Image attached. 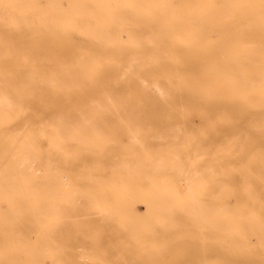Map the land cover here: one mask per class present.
<instances>
[{
    "label": "bare ground",
    "instance_id": "6f19581e",
    "mask_svg": "<svg viewBox=\"0 0 264 264\" xmlns=\"http://www.w3.org/2000/svg\"><path fill=\"white\" fill-rule=\"evenodd\" d=\"M125 2L133 7L139 4L144 5L146 20L139 21L131 14L132 12H123V0H0V118L21 117L20 120H22L23 117L29 116L36 119L34 123L37 125V130H32L34 127L24 129L20 141L10 142L12 145H9L10 148L12 147L15 152L18 151L20 155L18 163L30 164V161L38 155L35 151L36 138L38 135L45 137L49 133L46 123H41L47 116L49 118L69 115L82 118L208 119V123L194 121L188 124L202 128V137H199L198 141L212 139L214 146L204 154L189 155L187 165L174 166L172 163L162 162L160 155L162 151L156 154L144 144L140 147L138 155L131 154L123 159L122 156L125 154L122 151H116L117 146H109L108 138L102 131L96 130L90 137L78 135V129L81 126L93 128L103 124L114 128H129L135 125L134 122L100 124L70 122L68 125L75 130L66 148L69 150L90 148L102 151L104 153L101 157L106 160L110 159L111 155L120 156L121 160L114 163L112 171L105 176L111 180L125 181L127 186L122 187L120 197L129 196L132 189L131 183L136 185L140 183L141 178L143 182L146 179L148 195L143 198V201L147 202L150 212L161 211L163 214L161 217H155L153 221L164 219L165 225L168 224L167 227L181 226V233L193 228L191 221L196 222L199 229L213 227V221H210L207 216L210 207H202L199 200L195 198L193 187L196 183L201 184L199 192L207 193L215 188L213 193H218L220 197H226L234 192L243 193L249 200L244 207L227 208V201H223L218 202V208H213L212 213L220 218L226 214L237 217V222L224 221L229 227L218 225L216 229L227 227L226 231L244 234L247 230H251L246 228L249 219L254 218L258 220V223L264 221L262 190L255 185L251 186L264 184V0H226L225 18L221 16L223 19H217V23L220 22L222 25L223 32L217 38L207 35L211 29L206 27L205 30H201L197 27L198 21H203L204 14L213 3L212 1L179 0L177 4H174L172 0H164L166 12L158 11L155 0H126ZM123 31H128L129 43L136 46L140 56L129 58L130 60L126 61L127 66L125 64L126 68L124 66V69H121L119 65L126 46L120 41ZM145 31L146 34L149 31L148 36L143 35ZM78 33L81 35L78 36ZM198 38L199 40L202 38L203 44L208 47L205 53L198 52L200 51L196 41ZM193 40L196 41L193 43L194 46L190 45ZM261 46H263L262 49H260ZM145 53L152 57V68L145 65L148 61ZM110 76L124 82L120 89L106 82L111 78ZM140 78L153 81L149 83L156 86L154 88H157V94L150 93L149 88L144 84L145 81L138 84L133 82ZM158 81L166 83H158ZM49 121L47 120V124L50 123ZM30 122L29 124L33 125V121ZM53 124L63 125L64 123L53 122ZM151 124L154 123L149 125ZM177 128L174 130L178 131ZM137 132L138 129L135 130V133ZM3 141L0 137V147L6 148L2 145ZM52 142L55 146L59 144L56 138H52ZM172 148L173 145H168L163 149ZM210 152L213 159L212 170L206 169L205 166ZM186 153L188 154V151ZM69 156L70 159H74L76 154L72 152ZM4 159L9 161L10 156L6 155ZM88 159L90 160V157ZM51 160H53L52 156ZM51 160L49 159V162L52 164ZM44 162L45 157L42 164L45 167L47 164ZM51 164L50 169L55 163L52 166ZM83 164L85 166L81 164L82 169H87V163ZM123 165L126 166L125 170L121 168ZM56 166L53 168L55 169ZM21 168H19L20 172L29 173V170H23L24 168L21 170ZM50 169L48 171L51 174ZM63 169L60 170L63 171ZM29 176L33 175L29 174ZM83 176L88 177V175ZM235 181L243 182V185L235 188L228 186ZM214 182L221 185L211 186L210 184ZM87 184L86 182V185L82 186L86 189ZM17 187L19 189L21 186L17 185L15 188ZM32 188L35 189V186ZM43 188L45 192V187ZM16 189L13 191L17 192L18 189ZM20 189L24 190L22 187ZM38 192L42 193L41 190ZM171 194L178 200L170 201ZM254 200H258L257 205L260 208L258 212L256 207L251 205ZM8 207L10 211V206ZM47 207L50 206L47 204ZM97 208L113 211V214L115 209H118L112 202L101 203ZM28 209L31 210V206ZM20 211L22 213L24 210ZM12 212L13 209L11 214H14ZM31 212H28L30 216L35 214V209ZM42 213L43 210L39 215ZM241 215L245 218H239ZM37 217L38 215L34 216V220L29 222L36 221ZM3 222L6 223V221ZM3 225L5 226L4 223ZM29 225L32 224L27 223V227ZM8 226V231L5 227L7 234L10 233L11 228L9 223ZM12 226H14L13 229L16 228L15 223ZM148 226L151 227L152 224ZM257 227L260 229L262 225ZM41 230L43 234L46 233L44 229ZM4 233L6 234L5 231ZM10 236L8 237L12 241L21 238L19 236L17 239H12L11 233ZM0 237L4 238L1 234ZM46 237L48 238L47 235ZM253 238L251 236L249 240L254 244V248L264 251V242L253 240ZM90 239L91 242L94 241L91 237ZM8 241L10 244L11 241ZM224 248L234 259L244 258L245 262L241 264H264L263 260L262 262L260 259L247 257L250 245L238 247L227 245ZM6 249L8 252L4 251L5 255L9 253L10 248L6 247ZM47 249L45 247L44 250L48 252ZM168 249V246L156 248L160 253L164 252L162 261L165 260ZM89 250L92 251V248ZM22 251L24 252L23 247ZM144 254L146 255L147 252ZM180 255H182L181 252ZM137 264L147 263L141 261ZM231 264H238V262Z\"/></svg>",
    "mask_w": 264,
    "mask_h": 264
},
{
    "label": "rangeland",
    "instance_id": "374dc122",
    "mask_svg": "<svg viewBox=\"0 0 264 264\" xmlns=\"http://www.w3.org/2000/svg\"><path fill=\"white\" fill-rule=\"evenodd\" d=\"M125 1L126 0H123L122 3V9L124 10L123 12H132L131 14L134 15L135 18L139 21L146 20V8L144 5L139 4L133 7L125 4ZM172 1L174 4H177L179 0ZM208 1H212L213 3L209 5L206 13L204 14V23L202 20L198 21L197 27L201 30H205L206 27L209 30L211 29V31L207 33V35H211V37L217 38V36L223 32L221 27L222 25L220 24V22H218V25L217 19L225 18L224 16L226 13V0ZM155 2L159 12L167 11L164 0H155ZM208 24H210V26ZM127 32L123 31L121 33L120 39L121 43H124L126 45L123 49L124 56L121 59V63L119 65L121 69H124L125 64L127 66L126 61L130 60L129 58L140 56L138 49H136V46L129 43L130 36H127L129 35V33ZM148 32L146 34L145 31L143 35L148 36ZM79 35H81V33H78V36ZM196 41L198 44V49L200 50L198 52L205 53L208 47L203 44L202 38L200 40L198 38ZM196 41H191L190 45L194 46L193 43H196ZM262 48L263 46L260 47V49ZM146 53L144 55L146 59H148V61L145 65L146 67L152 68V57L150 56V54ZM143 81H145L144 84H146V86L149 88L150 93L156 95L158 91L157 88H154L156 86L154 84H151L153 83V81L140 78V80H134L133 82L135 84H138L143 83ZM150 81L151 83H149ZM106 82L117 89H120L124 83L121 79L113 77L106 80ZM158 83L166 82L158 81ZM160 100H162V98H160ZM27 117L29 116L23 117L24 119L22 118V120H20L21 117L11 119L0 118V137H2L4 140L2 145L6 146V148L4 146L0 147V201H2V203L0 202V210H2L0 211V214L3 212L0 218V220L2 221V223L0 224V230L2 229L0 231V234L1 236H4V238L0 237V239L3 238V243H1L2 240H0V264H66V262L67 264H137L141 261H146L147 264H231L233 262H238V264H241V262H245V259H234V257L231 256L229 252H226V249L224 247L227 245L238 247L239 245L245 244L251 246L250 251L248 252L249 254H246L247 257H253L256 260L260 259L261 261H264V251L255 249L254 244H252V241L249 240V238L252 236L255 238H253V240H262L264 242V221L258 223V220L254 218L249 219V223H246V228H249L251 230H247L244 234H242V236L241 234H237V232L234 233L226 231L228 230L227 227L229 226L224 221L233 223V220L234 222H237V217L235 215L226 214L225 216H222V218H220L216 217L215 214L212 213L213 208H218V202L223 201H227V208L232 209L235 207H244L249 200L243 193L234 192L226 197H220L218 193H213V190H215V188L207 193L199 192V185L201 184L196 183L193 187L195 198L199 200L202 207H210L209 214L207 216L210 221H213V227H203L202 229H199L196 222L193 223L191 221V223L193 224L191 226L193 228L190 229V231L181 233V226L170 228L167 227L168 224L165 225L166 220L164 219L163 221H153L155 217H161L163 214L161 213V211L150 212L147 202L143 201V198L148 195V185L145 183V177L144 182L143 178H141L139 184L134 185L131 183L130 186L132 187V189L128 194L129 196H125L123 198L120 197V191L122 190V187L127 186V184H125V181L122 182L120 180H111L105 177L106 174L112 171V165L118 160H121L120 156L113 157V155H111V158L106 160L105 158L102 159L101 157V155L104 153L102 151L99 152L90 148H83L82 150H69L66 148L68 141L74 136L73 131L75 130L70 125H68L70 122H96L99 124L106 122H134L135 125L130 126L129 128H114L112 126L109 127L103 124L97 125L93 128L81 126L78 129V135L81 137H90L92 136V133L94 131H102L104 133V136L108 138L107 144L109 146H117L116 151H122L125 154V156H122L123 159H126V157L131 154L138 155L140 153V147L144 144L149 146L150 149H152V152H155L156 154H158L161 150L162 152L160 155L162 157V162L172 163L174 164V166L187 165L189 161V155L200 153L204 154L205 151H209L214 146V141L212 139H208L202 142L198 141V138L202 137V128L197 126L192 127L188 124L194 121L208 123V119L203 118L191 120L182 117L165 119L82 118L71 117L69 115L54 116L49 118V116H47L42 119L41 123H46L49 133L45 137L38 135V137L36 138L37 140L35 147V151L38 152V155L34 160L30 161V164H25L24 162L18 163V156L20 155H18V151L15 152L12 147L10 148V146H12L10 145V142H13V140L20 141L22 131L24 129H32V127H34V129L32 130H37V125L34 123V121L36 122V119L34 117H29V119L26 120ZM58 117L59 119H57ZM29 120L33 121V125L29 124ZM47 120H50V123L47 124ZM16 121L21 122L17 124L18 122L15 123ZM53 122H63L64 124L55 125L53 124ZM14 123L17 125V127L16 125H14ZM148 123L154 124L149 125ZM27 124H29V127L27 126ZM174 127H178V131H175L176 129ZM137 129L138 132L135 133V130ZM154 135L156 136V139ZM135 137L138 139H136ZM52 138H56V140L59 142L57 146H55L52 142ZM168 145H173V148L164 150L163 148ZM42 148L44 149L43 151ZM192 149L194 151H192ZM51 151H55V153L53 152L52 154ZM187 151L188 154L186 153ZM72 152L73 154H76V156H74V159H70L69 156ZM6 155L10 156L9 161H6V159H4ZM180 155L183 156L181 157ZM43 156L45 157V162L47 164L45 165V167L44 165H42L44 161ZM51 156L53 160H51ZM89 157L90 160L88 159ZM49 159L52 161V164L51 162H49ZM87 159L89 160L88 162L86 161ZM48 162L49 165L51 164V166L55 163L53 167L57 165L56 168L54 169L50 166V169ZM79 162H86L88 166L86 168L88 169V171L87 169L83 170L82 165L84 164ZM22 163L24 164L22 165ZM94 164L96 166H94ZM205 166L206 169H213L212 153L210 154L209 159L205 162ZM20 167L24 168L23 170H29V173L26 174V171L20 172ZM48 168L50 169L53 176H51ZM63 168H67V171ZM121 168L122 170H125L126 166L123 165L121 166ZM16 169L18 170V175ZM60 169H63V171H65L66 173ZM2 170H4L5 172ZM6 170L8 171L6 172ZM76 171L77 173L75 174ZM29 174H32L33 176H29ZM83 175H88V177H84ZM86 182L88 184L85 189L82 185H86ZM142 184L145 186H143ZM17 185L19 187L21 186L24 190H21L20 187V192H18L19 189L17 187L18 191H13L16 189L15 187ZM32 185L35 186V189L32 188ZM210 185L213 187H217L221 184L214 182ZM242 185L243 182L238 181L228 184V186H230L231 188L240 187ZM254 185L262 190L261 193L264 196V184H252L251 186ZM43 187H45V192ZM38 188L42 191V193L38 192L40 191L38 190ZM8 189L13 193H10ZM22 191H24V193ZM91 192L93 195L91 194ZM94 195H96V197H94ZM169 196L170 201L178 200L177 197L172 194ZM8 197L10 198L8 199ZM5 200H8L9 202ZM64 200H66V202ZM50 201L51 204H49ZM46 202L50 207H47ZM109 202H112L115 207L118 208L115 209L114 214L113 211L100 210L97 208V206L101 203L109 204ZM257 202L258 200H254L251 203L252 206L256 207V212L260 210ZM30 203H32V205H30ZM135 205L137 209L135 208ZM8 206H10V211H8ZM30 206L32 208V211H34L35 209V214L33 213V215L35 217L38 215V217L35 218L37 222H29V220H32L34 218V216L31 215L32 218L30 219V214H32L31 210L28 209V207ZM131 206L133 210L130 209ZM88 207H92V209L89 210ZM11 209H13L12 213H16V215L18 214L19 216L11 214ZM21 209L25 211L24 215V211L22 213L21 211L19 212V210ZM42 210V215H39ZM29 211L31 212L30 214L28 213ZM147 211L149 213H147ZM46 213L47 215H45ZM27 216L30 217L28 218ZM24 217H27L28 219L26 218V220H24ZM243 217L244 216L242 215L239 216V218ZM14 218L16 219L15 222ZM3 221H6L7 225ZM35 222L37 225L35 224ZM3 223L5 224V226L3 225ZM8 223L11 228L14 227L12 225L15 223L16 228H10V233L14 236H12V239H17L19 236H21V238L19 237L17 241L13 240L18 244H15L16 242H13L11 240L9 232L7 234V231L9 230ZM27 223L32 224L33 227L32 225H29L27 227ZM22 224H24V226ZM149 224H152V226L149 227ZM44 225L45 227L43 228ZM218 225H225L227 227L224 229L223 227L220 229H216L215 227H217ZM258 225H262V227L259 229L257 227ZM46 226L48 227V229ZM5 227L8 228L7 231ZM148 228L150 230H148ZM41 229H44V232L46 233L43 234V230ZM35 230L36 233H34ZM4 231L6 232V234L4 233ZM39 231L43 234V236ZM74 233L76 234L74 235ZM23 234L27 239H24ZM46 235L48 236V238L46 237ZM90 237L94 240L93 242H91L92 240L90 239ZM20 239L24 240L22 241ZM8 240L11 241L10 244ZM24 241L26 242L24 243ZM19 242H21L22 244H20ZM8 245H10V247H8ZM24 245L29 247V249L26 246L24 247ZM164 246H168L169 249L167 251V254H165V260L162 261L161 258L164 257V252L160 253L158 250H156V248ZM6 247L10 248L7 255H5L8 252L6 251ZM22 247L25 254L22 251ZM38 247L40 251L38 250ZM45 247L46 249L47 247L49 248L47 249L48 252L44 250ZM90 248H92V251L89 250ZM21 252L23 254H21ZM145 252H147L146 255L144 254ZM180 252L182 255H180ZM24 256H26V258H24ZM40 258H42L41 261L43 263L39 261Z\"/></svg>",
    "mask_w": 264,
    "mask_h": 264
}]
</instances>
